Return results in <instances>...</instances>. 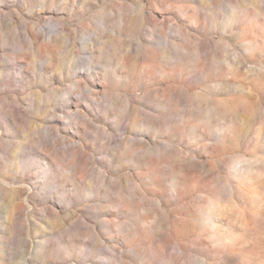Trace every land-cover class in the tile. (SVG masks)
<instances>
[{
    "label": "rangeland",
    "instance_id": "374dc122",
    "mask_svg": "<svg viewBox=\"0 0 264 264\" xmlns=\"http://www.w3.org/2000/svg\"><path fill=\"white\" fill-rule=\"evenodd\" d=\"M0 264H264V0H0Z\"/></svg>",
    "mask_w": 264,
    "mask_h": 264
}]
</instances>
